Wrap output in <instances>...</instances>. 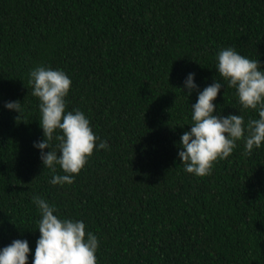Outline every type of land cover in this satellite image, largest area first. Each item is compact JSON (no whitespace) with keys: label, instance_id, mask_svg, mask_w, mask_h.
I'll return each mask as SVG.
<instances>
[{"label":"trees","instance_id":"1","mask_svg":"<svg viewBox=\"0 0 264 264\" xmlns=\"http://www.w3.org/2000/svg\"><path fill=\"white\" fill-rule=\"evenodd\" d=\"M228 47L264 70V0H0V249L27 240L32 264L39 196L97 237V264H264V143L245 155L237 141L204 177L178 157L191 105L215 81L217 114L258 119L217 71ZM40 65L70 78L66 111L99 138L70 185L50 183L64 173L33 146ZM15 101L20 114L5 107Z\"/></svg>","mask_w":264,"mask_h":264},{"label":"clouds","instance_id":"2","mask_svg":"<svg viewBox=\"0 0 264 264\" xmlns=\"http://www.w3.org/2000/svg\"><path fill=\"white\" fill-rule=\"evenodd\" d=\"M216 59L217 71L227 82V87L236 90L243 109L258 112V119H250L245 126L241 115L217 114L213 101L223 88L218 81L199 92L196 103L191 105L190 130L180 137L182 150L178 152L184 170L197 177L209 175L214 163L232 154L237 141L244 140L245 155H251L254 148L258 149L264 143V70L259 61L246 58L231 47L221 49ZM29 75L32 95L40 101L39 123L43 130V140L33 146L40 149L43 167L55 172L59 165L64 173L53 175L50 183L70 185L96 150L99 138L83 112L78 109L66 111L65 97L70 91L71 80L65 72L40 65ZM184 87L188 95L197 88L194 74H188ZM5 107L19 114L22 110L19 101L8 102ZM53 140L58 142V151L49 150ZM98 147L105 149L108 144L100 141ZM44 149L48 151L44 152ZM33 202L41 219L32 264H97L98 239L86 232L82 221L58 218L54 215L56 208L39 196H34ZM30 252L27 240H13L0 249V264H28Z\"/></svg>","mask_w":264,"mask_h":264}]
</instances>
